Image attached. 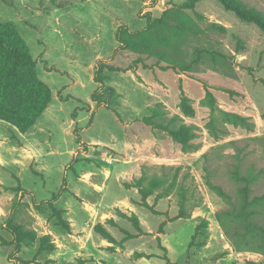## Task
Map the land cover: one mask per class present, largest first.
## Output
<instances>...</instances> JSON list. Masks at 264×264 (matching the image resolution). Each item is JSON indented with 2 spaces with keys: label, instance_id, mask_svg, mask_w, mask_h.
Instances as JSON below:
<instances>
[{
  "label": "rangeland",
  "instance_id": "rangeland-1",
  "mask_svg": "<svg viewBox=\"0 0 264 264\" xmlns=\"http://www.w3.org/2000/svg\"><path fill=\"white\" fill-rule=\"evenodd\" d=\"M187 1L0 0L51 90L26 133L0 120V235L13 240L2 225L18 196L22 241L0 264H264L261 237L240 245L243 225L224 215L246 186L264 227V33L215 0ZM148 13L197 32H166L165 58L120 48L116 31L145 29ZM181 125L195 127L191 148L171 136Z\"/></svg>",
  "mask_w": 264,
  "mask_h": 264
},
{
  "label": "trees",
  "instance_id": "trees-1",
  "mask_svg": "<svg viewBox=\"0 0 264 264\" xmlns=\"http://www.w3.org/2000/svg\"><path fill=\"white\" fill-rule=\"evenodd\" d=\"M201 1L203 0H188L182 7L192 10ZM215 1L226 11L233 13L239 21L253 24L264 33V13L248 8L241 0ZM167 15L165 13L158 19H152L148 13L146 15V28L141 31L130 32L127 28L120 27L115 33L120 48L165 58L168 54L167 51L159 47L168 46L170 37L165 35L166 32L178 35L197 32L196 29L180 20L169 23ZM100 72V69L97 68L95 80L103 87L101 80H99ZM97 94L98 91H95L92 95L94 100H96ZM103 94L111 97L114 90L110 87L105 88ZM50 99L51 90L38 78L36 61L33 59L25 41L20 37L12 23L0 22V120L11 124L20 133L24 134L36 124L47 108ZM210 101L211 98H208V102ZM181 106L186 116H193V109L187 100H183ZM223 118L233 125L251 127L247 118L235 114L224 113ZM194 130L193 125H181L178 129L170 131V133L182 148L188 149L192 147L191 141L196 138ZM214 189L220 196L229 199L221 188L216 186ZM63 190L64 183L49 202L55 201ZM20 191L22 192V190ZM241 192L240 203L232 205V209L224 215L243 225L241 229L244 232L237 231L235 236L240 245L249 247L252 244L251 238L260 236L262 240L261 247L264 250V227L254 220L260 213L257 208L260 207L261 203L257 198L249 200L246 186L241 189ZM18 205L19 197L17 196L8 222L6 221L2 225V228L13 237V240L8 242L0 235V246H14L8 256L9 259L20 251L22 243L19 238L20 229L16 223L12 222Z\"/></svg>",
  "mask_w": 264,
  "mask_h": 264
},
{
  "label": "crops",
  "instance_id": "crops-1",
  "mask_svg": "<svg viewBox=\"0 0 264 264\" xmlns=\"http://www.w3.org/2000/svg\"><path fill=\"white\" fill-rule=\"evenodd\" d=\"M0 252L3 254L5 252L4 247L0 246Z\"/></svg>",
  "mask_w": 264,
  "mask_h": 264
}]
</instances>
